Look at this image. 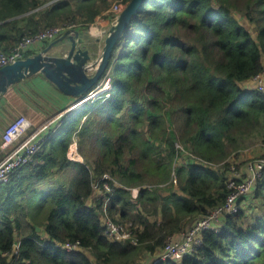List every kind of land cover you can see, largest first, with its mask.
<instances>
[{
	"label": "trees",
	"instance_id": "16d2710c",
	"mask_svg": "<svg viewBox=\"0 0 264 264\" xmlns=\"http://www.w3.org/2000/svg\"><path fill=\"white\" fill-rule=\"evenodd\" d=\"M48 1L0 0L1 51L66 22L83 23V33L115 4ZM263 68L264 0H145L114 46L103 75L110 89L66 111L39 162L0 182V264H138L161 255L167 241L226 206L232 178L244 181L229 176L225 160L241 137H264V91L241 85ZM74 141L82 162L68 156ZM57 171L70 177L43 188ZM104 172L120 184L107 204L93 199L94 174ZM105 218L128 224L133 237L108 239ZM218 222L193 253L154 264H264V168Z\"/></svg>",
	"mask_w": 264,
	"mask_h": 264
},
{
	"label": "built area",
	"instance_id": "2783aa9c",
	"mask_svg": "<svg viewBox=\"0 0 264 264\" xmlns=\"http://www.w3.org/2000/svg\"><path fill=\"white\" fill-rule=\"evenodd\" d=\"M56 1L57 0H50L46 2L44 6H48ZM121 10L122 6L115 2L113 7L107 10L103 15L106 14L107 17L110 13L116 12L119 14ZM118 14L114 17L107 18L114 22ZM99 17L100 16H98V18ZM75 23L79 22H66L42 28L34 34H28L25 36L9 52L0 50V69L35 53L46 43V41H52L62 35L66 30L74 28L76 26ZM84 25L88 26L90 34L93 37L99 38V41H102L105 37L107 32L106 27L95 26V21ZM252 81L256 88L264 91V68L260 74L252 78L249 82L252 83ZM110 87L111 78L107 76L102 77L98 86L87 95V98L75 101L62 112L53 116H48L38 125H35L34 122L24 115H19L13 119L5 127V130H3L2 133L0 154L4 152L5 154L0 158V182H7L13 174L18 172L25 165L36 164L39 162L36 159V155L43 150L45 142L49 139L53 129H55L58 125L59 120L67 110H76L88 100H95L101 93L109 90ZM181 148L183 149V146ZM259 162L263 164H256L251 167L253 177L249 178L248 181L244 180L242 182H236L233 178L230 180L229 186L233 189V192L230 194L224 208L214 210L209 216L196 221L182 238H171L167 241L163 252L158 257H155L152 264L158 263L160 260L167 258L182 259L184 256L193 253L199 246L202 242V234L204 231H219L221 228L220 226L222 225L219 224L220 222H218V219L221 218L224 213L236 212L238 209L239 199L245 194L250 193L255 186V180L262 168H264V161L259 160ZM173 182L175 184L177 183L176 176L173 177ZM117 185H120L119 182L109 172H104L99 176L94 174V178L92 180V187L94 191L93 199H103L107 204L109 198L106 194L112 192ZM138 192V188L133 189L135 197L138 195ZM93 199L90 197V203L93 202ZM128 227V224L125 225L121 222L113 220L112 218L104 219V234L110 240L125 241L131 239L133 237L132 231H130ZM63 247L68 251L81 249L78 244L71 243H67L63 245Z\"/></svg>",
	"mask_w": 264,
	"mask_h": 264
},
{
	"label": "water",
	"instance_id": "95a60500",
	"mask_svg": "<svg viewBox=\"0 0 264 264\" xmlns=\"http://www.w3.org/2000/svg\"><path fill=\"white\" fill-rule=\"evenodd\" d=\"M144 2L131 0L121 10L102 39L103 48L96 59H93L91 49L81 36V30L68 29L43 50L1 68L0 100L11 86L37 73L43 74L59 90L77 100L87 98L100 83L114 46ZM62 41L68 42L69 48L60 55L53 54L52 48Z\"/></svg>",
	"mask_w": 264,
	"mask_h": 264
},
{
	"label": "crops",
	"instance_id": "0c3cea01",
	"mask_svg": "<svg viewBox=\"0 0 264 264\" xmlns=\"http://www.w3.org/2000/svg\"><path fill=\"white\" fill-rule=\"evenodd\" d=\"M81 36L84 37L87 47L91 49L93 59L99 57L103 48V41H99V38L93 37L89 31L87 32V30L83 31V33L81 30ZM44 47L45 44L36 52H39ZM68 48V42L62 41L52 48V52L53 54L60 55ZM246 83L249 84V81L244 82L241 85ZM76 100L75 97L59 90L46 77H44L43 74L37 73L11 86L8 92L2 96L0 100V118H2L8 111V108L13 105L16 113L27 115L33 122H40L48 116H53L62 112ZM73 144L74 143H72L71 146ZM75 144L77 152L81 155L78 143L75 142ZM71 146L68 152L69 158L73 161L82 162L84 159L82 155V159H77L71 156ZM182 237L183 235H178L176 239Z\"/></svg>",
	"mask_w": 264,
	"mask_h": 264
},
{
	"label": "rangeland",
	"instance_id": "374dc122",
	"mask_svg": "<svg viewBox=\"0 0 264 264\" xmlns=\"http://www.w3.org/2000/svg\"><path fill=\"white\" fill-rule=\"evenodd\" d=\"M116 1L117 0H114L113 3L116 2ZM122 8L124 9V7H122ZM105 18H107L106 14L105 15H101L98 19H96L95 26L96 25L98 27L103 26V27H106L107 30H108L114 22L111 21V20L105 19ZM75 24H76V26L74 28H72V29H77V30H81L82 29V27H81L82 24H80V23H75ZM77 24H79V25H77ZM85 30H87V32L89 31L88 28L85 29ZM50 43H51V41L48 42V45ZM43 49H41V50H43ZM242 87H244L246 89H251V88H254L255 86H254L253 81H252V83L249 82V84H247V83L243 84ZM80 107H82V106H80ZM80 107H78L76 110H78ZM76 110H67V111L75 112ZM19 115H24V116L28 117L25 114L16 113L14 111L13 105H11L8 108V111L6 112V114L2 118H0V133H1V129H2V131L5 130V127L13 119H15ZM41 122H43V121H40V122L38 121V122H34V123H35V125H38ZM177 126H178L177 124L173 125L174 128L177 127ZM177 134L179 135V133H177ZM263 138L264 137L262 135L261 136L253 135L251 137H249V136L245 137L244 136V137L240 138L239 149H237L236 151H234L232 153V155L229 157V160H225V161H227L226 163H230V165H228V169H229L228 174H229L230 177L237 176L238 178H244V180H246V181H248L249 178L253 177V171L251 170L252 169L251 167L255 166L256 164H263V163L259 162V160L260 161H264V139ZM75 142H77V141H74L73 143L75 144ZM181 145H182L181 142L177 141L176 148H181L182 147ZM4 154H5V152L0 154V158ZM83 161H84V159H83ZM181 161H182L181 158H177V160L174 162V164L176 166L177 165L179 166ZM150 165H153V164L150 163ZM159 175L160 174H158V173L155 174V173L151 172L150 177H157ZM65 177H68V178L70 177V172L69 171L66 174H64L63 172H58L57 171V172H55V174H53L48 179L43 181L40 185H42L43 188L47 187V186H50V185L56 186L58 184H61L63 182V178H65ZM153 218H155V216ZM219 224L221 225L222 222H220ZM42 230H43L42 228H39L40 232H42ZM154 259H155L154 257L142 258V259L139 260L138 264H151L154 261Z\"/></svg>",
	"mask_w": 264,
	"mask_h": 264
},
{
	"label": "bare ground",
	"instance_id": "6f19581e",
	"mask_svg": "<svg viewBox=\"0 0 264 264\" xmlns=\"http://www.w3.org/2000/svg\"><path fill=\"white\" fill-rule=\"evenodd\" d=\"M70 154L72 157L77 158V159H82L81 155L77 152V149L75 147V144L72 145Z\"/></svg>",
	"mask_w": 264,
	"mask_h": 264
}]
</instances>
